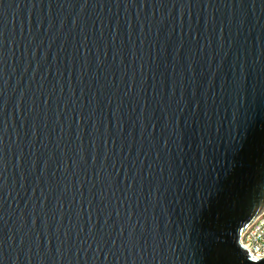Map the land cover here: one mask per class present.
Wrapping results in <instances>:
<instances>
[{
    "label": "water",
    "instance_id": "1",
    "mask_svg": "<svg viewBox=\"0 0 264 264\" xmlns=\"http://www.w3.org/2000/svg\"><path fill=\"white\" fill-rule=\"evenodd\" d=\"M264 0H0V264H264Z\"/></svg>",
    "mask_w": 264,
    "mask_h": 264
},
{
    "label": "built area",
    "instance_id": "2",
    "mask_svg": "<svg viewBox=\"0 0 264 264\" xmlns=\"http://www.w3.org/2000/svg\"><path fill=\"white\" fill-rule=\"evenodd\" d=\"M240 243L254 259L264 258V213L254 225L248 226L242 234Z\"/></svg>",
    "mask_w": 264,
    "mask_h": 264
}]
</instances>
